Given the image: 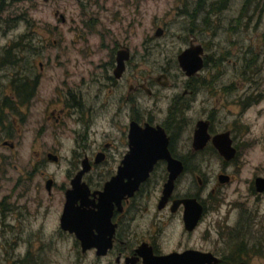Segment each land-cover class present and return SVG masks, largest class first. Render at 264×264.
<instances>
[{
  "label": "flooded vegetation",
  "instance_id": "obj_1",
  "mask_svg": "<svg viewBox=\"0 0 264 264\" xmlns=\"http://www.w3.org/2000/svg\"><path fill=\"white\" fill-rule=\"evenodd\" d=\"M206 1L210 15L220 12L225 4L220 0L212 5ZM217 3L222 6L215 12ZM189 45L190 40L184 48ZM122 49H115V55H111L112 71L107 69L108 81L102 83L105 86H96V98L107 87L111 95L108 104L102 100V107L91 104L85 109L81 93L70 83L64 84L58 97H63L65 104L48 107L46 121L39 122L29 135L35 152V161L32 159L31 163L35 165L32 171H19L12 188L0 196V264H172L157 259L185 251H190L187 264H264V209L259 204L264 189H259L256 182L257 177L264 175L251 171L243 177L241 160L242 147L247 148L251 140L247 137L251 122L242 115L258 102L261 94L256 79L238 76L226 83L219 75H201V70L212 68L209 53L203 47V66L197 74H187L179 65L182 49L176 60L184 79L173 81L163 69L154 76H138L131 82L126 73L129 50L123 68L117 70V53ZM38 65L41 70V62ZM22 79L29 81L33 93L20 91L24 88L16 83ZM39 79L38 74L12 77L10 94L0 99V141L12 152L18 150L20 140L15 137L22 133L25 123L23 117H14L13 113L34 104ZM155 82L159 86L155 87ZM159 87L171 89L161 115L141 108L137 96L141 92L154 96L162 90ZM177 89L181 90L175 92ZM228 95L232 98L228 99ZM229 105L238 108L232 110ZM3 107L13 115L9 126L3 118L7 114ZM69 107L83 122L82 129L71 128L74 137L67 138L73 142L71 167L66 172L69 182L58 186L52 174L40 170L36 183L34 173L43 165L40 163H58L65 157L61 150L51 146L50 138L52 126L64 131ZM104 107L105 116L94 113ZM224 108L234 115L229 121L219 118L216 125L213 113ZM99 116L108 127L99 131L97 142L92 139L91 126ZM52 118L53 125L49 123ZM132 123L140 127L160 126L171 157L181 161L182 170L170 192L164 193L168 161L158 158L132 194L116 200L101 193L104 183L117 173L131 148ZM188 124V134L186 131L182 139L188 143L187 149L181 152L178 145ZM242 126L246 129L242 130ZM211 154L216 155L217 167L212 165ZM1 156L2 166L7 156ZM83 161L89 168L82 180L89 187L77 189L70 197L67 193L71 179L82 168ZM186 175L190 176L189 182L180 187ZM26 180L28 186H24Z\"/></svg>",
  "mask_w": 264,
  "mask_h": 264
},
{
  "label": "rangeland",
  "instance_id": "obj_2",
  "mask_svg": "<svg viewBox=\"0 0 264 264\" xmlns=\"http://www.w3.org/2000/svg\"><path fill=\"white\" fill-rule=\"evenodd\" d=\"M223 3L220 12L208 15L197 5V0H0V54L19 35L29 33L31 37V42L25 40L28 45H23L22 53L27 62L19 61L18 65L13 66L0 63V99L10 94L9 81L16 76V72L20 71L21 75L26 71L40 77L34 104L19 108V112H12L14 117H23L25 122L22 133L15 137L20 140L16 146L17 152H12L0 141V159L3 158L1 154L7 156V161L0 165V196L12 188L19 171H32L35 164L31 160L35 161V152L31 148L29 135L39 122L46 121L48 107L65 104L64 98L58 97L64 84L70 83L81 93L85 109L91 104L102 107V100L108 104L111 95L106 91L107 87L96 98V86H105L102 83L108 81L106 72L112 71L109 60L117 48L130 52L126 73L131 82L138 76H154L163 69L169 72L171 80L180 81L184 79V74L176 55L189 40L201 43L205 52L209 53L208 61L212 63V68L201 70V75H219L226 83L238 76L256 79V86L262 95L242 115L244 120L251 122V130L247 134V137H251L250 144L247 148L242 147V176L247 177L251 171L264 175V7L259 13L264 5L254 7L252 11L253 6L248 4L243 11L244 0H225ZM56 11L64 14V21L55 15ZM158 27L162 28L160 35H156ZM39 62L42 64L41 70ZM155 83V87L159 86ZM170 94L171 89L167 88L154 96L143 92L137 96L141 99V108L153 109L161 115L168 105ZM227 98L232 96L228 95ZM229 107L232 110L238 108L233 105ZM3 111L7 112L5 107ZM94 113L105 116L107 107L99 108ZM213 115L218 125L219 118L222 122L229 121L234 113L224 108ZM3 118L9 126L13 115L7 112ZM187 118L190 120V115ZM49 123L53 125L54 119ZM82 125L78 113L69 107L63 122L64 131L56 126L51 127V146L61 150L65 157L58 163L49 160L40 163L43 165L34 173L36 183L40 170H43L55 177L58 186L68 184L66 172L71 167L70 146L73 142L67 138L74 137L71 128L81 130ZM189 125L184 128L178 145L181 152L187 149L188 143L182 139H185ZM107 127L108 123L101 116L95 119L91 126L92 139L98 142L99 131ZM241 129L246 128L242 126ZM211 155L212 165L217 167L216 155ZM183 178L180 187L189 182L190 176ZM29 184L26 180L24 186ZM259 199L260 209H264V194ZM49 226H53L52 216Z\"/></svg>",
  "mask_w": 264,
  "mask_h": 264
},
{
  "label": "water",
  "instance_id": "obj_3",
  "mask_svg": "<svg viewBox=\"0 0 264 264\" xmlns=\"http://www.w3.org/2000/svg\"><path fill=\"white\" fill-rule=\"evenodd\" d=\"M55 15H59L62 21L65 20L64 14L56 11ZM161 33L162 28L158 27L156 35H160ZM203 53L204 50L201 43L190 42V45L178 54L179 65L187 74H197L203 66ZM128 57L126 49H122L117 53L118 71L123 68L124 60ZM199 134H202V131ZM129 137L131 148L119 165L117 173L104 183L103 192L101 193L116 200L126 194H132L140 182L146 178L149 170L152 168V164L158 158H166L168 161L169 177L164 184V193L165 191L170 192L175 177L182 170V163L180 160L171 157L166 147L167 140L163 129L160 126L149 124L145 127H140L137 123H132ZM4 143L7 142L5 141ZM140 159L141 161H139ZM88 168L89 165L83 161L82 168L71 179V188H69L67 193L68 196H74L76 190L79 188L88 189V184L82 180V176ZM256 182L260 184L259 189H264V177H257ZM185 221L188 222V219L185 218ZM189 260L190 251L182 253L174 252L160 256L157 259V261L172 264H187Z\"/></svg>",
  "mask_w": 264,
  "mask_h": 264
},
{
  "label": "trees",
  "instance_id": "obj_4",
  "mask_svg": "<svg viewBox=\"0 0 264 264\" xmlns=\"http://www.w3.org/2000/svg\"><path fill=\"white\" fill-rule=\"evenodd\" d=\"M214 1L216 0H210V4L212 5V3H214ZM221 2H225V0H220ZM207 1L206 0H197V5L200 6V9H202V11L204 10L205 12H209L208 9L206 8L207 7ZM250 4L253 6V9L252 11H254V7L255 9L257 7H260L261 4L264 5V0H244V3H243V11L246 10V6ZM256 4V6H254ZM222 4H218L216 5L215 9H213V11H217L219 10V8H221ZM263 7L262 6L260 9H259V13L262 12L263 10ZM197 9V6H195V10ZM210 15V14H208ZM205 16V14H204ZM203 16V20H205L206 18ZM264 35V33H263ZM30 41L31 42V37L29 35V33H26V34H23V35H19L17 37V39L13 40L9 45H7L6 47H4L2 49V52L0 54V63L3 65V64H6V65H18V62L21 61L22 63L23 62H27L26 60V57L23 55V50L25 47H23V45L26 44V46L28 45L26 41ZM29 61V60H28ZM20 71L16 72V76H20L21 78H26V77H29L30 74L29 72H22V74L20 75L19 74ZM14 75V76H15ZM10 84H12V82L10 81ZM14 84V83H13ZM16 84H19L21 86H23L24 89H21L20 91H23V92H29V93H33L34 89H32L30 87V83L28 80L26 79H22L20 81H18ZM29 87V89H27ZM8 98H11V97H8ZM8 101L11 103V101L8 99Z\"/></svg>",
  "mask_w": 264,
  "mask_h": 264
}]
</instances>
